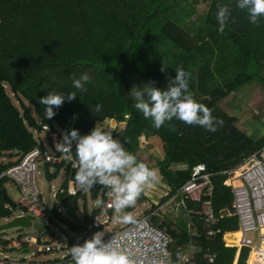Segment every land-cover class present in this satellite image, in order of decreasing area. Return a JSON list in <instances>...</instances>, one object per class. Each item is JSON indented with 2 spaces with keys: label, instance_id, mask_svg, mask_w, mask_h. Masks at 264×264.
I'll use <instances>...</instances> for the list:
<instances>
[{
  "label": "trees",
  "instance_id": "1",
  "mask_svg": "<svg viewBox=\"0 0 264 264\" xmlns=\"http://www.w3.org/2000/svg\"><path fill=\"white\" fill-rule=\"evenodd\" d=\"M217 3L231 10L223 33L218 31ZM236 3L237 0H0V157H21L36 147L34 129L41 130L42 123L58 126L63 132L78 129L81 135H87L106 119L125 122L115 134L130 153L136 155L142 137L158 136L163 143L160 173L171 191L160 203L190 179L195 165L204 163L213 173L212 203L219 216L214 235L206 233L195 215L198 236L192 237L160 222L150 212L155 224L167 227L172 250L194 245V264H235L237 256V264H254L256 253L249 256L250 249L246 247L239 252L235 241L240 231L237 216L227 214L233 210V193L225 171L238 167L264 147V136L253 137L241 129L238 117L220 103L247 81L256 80L264 86V17L257 27ZM164 64L167 67L162 72ZM177 68L190 74L193 98L211 109L213 117L223 120L217 131L175 119L156 129L134 108L129 95L133 86L150 84L167 90ZM83 73L90 76L86 91L73 87L72 74L79 79ZM70 92L77 95L73 101L67 100ZM48 93L65 95V102L54 107L56 115L51 119H47L45 106L38 102ZM96 105H101L99 112L95 111ZM171 126L176 130L171 131ZM15 162H0V173ZM56 169L53 178H57L61 165ZM69 174L67 169L59 191L66 199L74 197L67 194ZM6 181L0 179L2 203ZM90 190L96 200L101 185ZM145 199L148 197L141 194L139 201ZM186 206L188 210L200 208L192 200ZM51 212L55 217L60 214L54 208ZM97 212L84 204V222L92 221ZM11 215L8 209L0 211V217ZM80 228L76 223V229ZM224 235L229 245L237 246L226 245ZM209 254L214 255L212 261Z\"/></svg>",
  "mask_w": 264,
  "mask_h": 264
},
{
  "label": "built area",
  "instance_id": "2",
  "mask_svg": "<svg viewBox=\"0 0 264 264\" xmlns=\"http://www.w3.org/2000/svg\"><path fill=\"white\" fill-rule=\"evenodd\" d=\"M62 133L63 130L58 126L52 127L50 124L42 123L41 130L34 129L38 145L0 173V179H12L21 193L16 207L6 201L2 203L0 197V211L2 209L12 211L11 216L0 218L9 221L18 215H29L33 222L44 226V231L36 237L24 235L14 239L1 234L3 231H0V264H60L69 261L71 246L83 244L100 228H108L113 222V209L107 207L110 198L107 190L101 186L97 199H102L105 202L104 206L97 207L98 212L93 216L92 221L82 222V228L78 230L73 240L46 234L47 226L52 224L55 216L51 212L53 208L47 205L38 186L39 169L42 168L44 171V164L48 163L50 173L53 175L57 170L56 167L61 165L60 172L64 176L66 170H70L67 194L75 196L79 189L72 173L76 169L55 150V143L62 139ZM238 169L242 170L236 177L239 183L231 182L230 177L227 179L233 193V210L228 211L227 214L238 218L241 233L240 250L243 247L249 248V256L252 252L256 253L254 264H264V233L262 232L264 228V147L248 156L238 167L225 172L231 176ZM212 177L213 173L207 171L206 165L199 163L193 167L190 179L178 189L185 199L199 203L200 208L191 209L189 212L201 221L206 233L210 236L216 233L214 226L219 221L212 203L215 189ZM56 194L57 192L53 193V200L58 203ZM17 207L21 208L19 214L14 212ZM61 209L62 207L59 206L57 212L60 213ZM151 216V214L138 216L134 222L122 225L118 230L103 236L102 239L105 243L111 242L115 248L127 252L134 264H194L195 246L172 250L170 234L155 224ZM191 229V235L198 236L196 224H192ZM12 250H20L23 254L21 257H12L10 255ZM54 253H58V258H44L45 255ZM213 257L214 255H208L211 261Z\"/></svg>",
  "mask_w": 264,
  "mask_h": 264
},
{
  "label": "clouds",
  "instance_id": "3",
  "mask_svg": "<svg viewBox=\"0 0 264 264\" xmlns=\"http://www.w3.org/2000/svg\"><path fill=\"white\" fill-rule=\"evenodd\" d=\"M216 7L218 31L223 33L231 10L220 3ZM236 7L248 14L251 24L259 27V20L264 17V0H237ZM166 67L164 64L161 71H165ZM175 71V77L168 81L167 90L150 84L143 87L133 86L129 95L134 100V108L156 129L175 119L185 125H199L206 131H217L218 126H223V120L213 117L211 109L193 98L189 90L190 74L182 68ZM72 81L74 88L86 91L85 84L90 82V76L83 73L77 79L72 74ZM76 96L75 92L67 93V100L73 101ZM38 102L45 106L47 119H51L56 115L54 107L59 108L65 102V95L48 93ZM100 110L101 105H96L95 111ZM170 130L175 131V126H171ZM55 150L76 169L74 181L79 189L84 192L97 184L103 186L110 198L107 207L114 210L118 220L126 223L134 222L133 216L130 213L120 214L133 207L141 194L153 189L159 181L157 172L145 163L138 162L134 154L113 138L111 129L104 124L96 125L87 135H81L74 128L71 131L65 130L62 139L55 143ZM95 203L97 207H103L105 202L97 199ZM102 237L103 232H96L83 244L71 246V264H134L127 252L115 248L111 242L105 243ZM238 250L240 252L239 248Z\"/></svg>",
  "mask_w": 264,
  "mask_h": 264
},
{
  "label": "rangeland",
  "instance_id": "4",
  "mask_svg": "<svg viewBox=\"0 0 264 264\" xmlns=\"http://www.w3.org/2000/svg\"><path fill=\"white\" fill-rule=\"evenodd\" d=\"M261 75L264 77V70L261 71ZM7 89L9 91V88ZM13 100L16 104H18L14 97H13ZM220 104L223 108H225V110L229 111V113L235 114L238 117V125L241 127V129H243L244 131H246L253 137L259 138V137L264 136V86L263 84H261L260 82L256 80L247 81L243 87H241L239 90H237L236 92H234L227 98L223 99ZM30 109L32 110V113L35 116V118L38 119V121H40L39 117L36 115V113L34 112L31 106H30ZM111 123L112 122H109V121L104 122V126L105 127L110 126ZM98 124H101V123H98ZM112 126L114 130H111V131L113 134V138H115L118 136L115 134L116 128L123 129L125 126V122L118 124L117 127L115 126V123H113ZM145 141L146 140L144 139L142 140V147L145 148V151L142 152L140 156L141 159L137 161L148 163L147 160L150 157L148 147L152 146L153 149L157 152H158V149L159 151H162L161 149H162L163 143L158 136H155L153 138H148L147 144ZM155 156L160 157V154L159 155L156 154ZM8 160L9 159L6 157L5 158L0 157V162L8 163L9 162ZM148 165L151 166L152 163L149 162ZM39 170H40V173L37 177V183L43 193L45 202L47 203V205L56 209L57 211V209L59 208V206L61 207V205L57 203L55 200H53V193L55 191L57 192L60 190L61 179L57 178L53 180H47L43 169L40 168ZM155 171L157 172V175L159 178V181L157 183L158 191H159L161 187H164V184H163L164 180L160 173L161 172L160 167H156ZM5 189L8 195L10 196V198L14 202L17 203L21 197V193H20V189L18 185L12 179H7L5 183ZM170 191H171V188L169 192ZM152 192H155V191H152ZM169 192L161 191L160 192L161 194L158 193L159 194L158 197H160V195H164V196L168 195ZM145 195L148 197V199L140 201L139 203L136 202V204L133 207L125 209L124 213H121L120 215L133 212L131 215L136 220L138 216L147 215L148 213L153 211L152 214L157 215L160 222H165L167 224H170L171 228L175 229L178 232L182 230V231L188 232L189 234L192 233L191 225L192 224L195 225L199 223L197 222L198 219L194 218V215L189 212L186 206L188 204V201H191V200L185 199L184 196L180 192L174 193L173 196H171L168 200H166L163 203H160V201L164 196H162L161 198L157 197L155 199L156 202H154L151 200V198H155L154 194H150V195L145 194ZM84 204L87 206L88 209L93 208L94 200L92 198L91 190L84 191L83 195L79 199L78 215L80 219L82 220L84 217V214H83ZM153 205H158L159 207L153 208ZM14 212L15 214H19L21 212V208L19 207L15 208ZM5 222L6 220L4 218H0V224L5 223ZM76 223L79 224L82 228V224L80 222L74 221L67 214V212L62 208L60 214L55 217L52 224L47 226V230L49 231L48 234L55 236V237H61V238H67L68 240H73L74 236H76L79 230V229H76ZM126 224H129V223L118 221L115 215L111 225L108 228L104 227L102 231L103 236L109 235L111 231L118 230L122 225H126ZM164 229L168 231L167 227H164ZM1 234L17 239V237L19 236L21 237L24 235H30V236L36 237V236H39L40 232H38L33 227H12V228L5 229ZM224 240L228 246H233V244L232 245L228 244V242L225 239V236H224ZM175 241L176 240L173 239V243H175ZM238 248L240 249V245ZM22 254L23 253L20 250H12L10 252V255L12 257H21ZM48 255L50 257L53 256L51 254H48ZM54 255L57 256L58 253H54ZM64 264H71V262L68 263L67 261V263L65 262ZM235 264L237 263L235 262Z\"/></svg>",
  "mask_w": 264,
  "mask_h": 264
},
{
  "label": "water",
  "instance_id": "5",
  "mask_svg": "<svg viewBox=\"0 0 264 264\" xmlns=\"http://www.w3.org/2000/svg\"><path fill=\"white\" fill-rule=\"evenodd\" d=\"M41 146H43L41 144ZM45 176L48 180H52L53 176L50 173V166L48 163L44 164ZM83 190L78 189L77 194L71 198L66 199L63 197L61 193L56 194V199L61 207L67 212V214L77 222H80V218L77 214L78 211V202L81 198ZM2 196L4 201L12 204L13 207H16V202H14L7 194L6 190L2 191ZM12 227H33L38 232L44 231V226L41 223L33 222L32 217L29 215H18L15 216L13 219L6 221L5 223L0 224V231H4L5 229L12 228ZM91 239V238H90Z\"/></svg>",
  "mask_w": 264,
  "mask_h": 264
},
{
  "label": "crops",
  "instance_id": "6",
  "mask_svg": "<svg viewBox=\"0 0 264 264\" xmlns=\"http://www.w3.org/2000/svg\"><path fill=\"white\" fill-rule=\"evenodd\" d=\"M107 121H109V122H112L111 123V125L110 126H106V127H108V128H110L111 130H114L113 129V126H112V124L113 123H115V126L117 127V125L118 124H120L121 122H117V121H115L114 119H108V120H106V121H104V122H107ZM104 122H102L101 124H104ZM122 123H124V122H122ZM98 125V124H97ZM115 127V128H116ZM153 137H155V136H151V137H149V138H153ZM114 139H117V140H120L121 139V137L120 136H117V137H115ZM146 140L145 142H146V144H147V139L145 138V137H142L141 138V142H140V145H139V147H138V149H137V153H136V157H137V160L139 161L141 158H140V156H141V154H142V152L143 151H145V148L144 147H142V140ZM148 150H149V154H150V157H149V159L147 160V162L149 163V162H151L152 163V168H151V166H149L148 165V163H145L147 166H149L150 167V169H153V170H155V168L156 167H160L159 166V161L164 157V149H163V144H162V151H159V149H158V152L157 151H155L154 149H153V147L152 146H149L148 147ZM159 155L160 154V157H157V156H155V155ZM3 158H8L9 160V162H11V161H16V160H18L19 159V156H9V154H6V155H4V156H2ZM45 171V170H44ZM161 176V175H160ZM229 177H230V179H231V176L229 175ZM228 177V178H229ZM57 178H60L61 179V186H60V188L62 187V183H63V180H64V174L62 173V172H59V174H58V176H57ZM57 178H52V180L53 179H57ZM163 178V177H162ZM231 182H233V183H239V179H237V178H232V180H230ZM163 184H164V187H161L160 189H159V191L161 192H166V191H168L169 192V190H170V187H169V185L168 184H166L165 182H163ZM169 188V189H168ZM152 191H155V192H152V191H150V190H148L147 192H146V194H154V197L155 198H151V200L152 201H154V202H156V198L159 196V194H161L159 191H158V184H156L155 185V187L153 188V189H151ZM164 190V191H163ZM7 192V191H6ZM56 192V191H55ZM59 191H57V193H58ZM159 193V194H158ZM8 194V193H7ZM156 195V196H155ZM9 196V195H8ZM162 196H164V195H160V197H158V198H161ZM166 196V195H165ZM10 197V196H9ZM94 200V199H93ZM94 202H95V200H94ZM140 201H139V199H138V201H137V203H139ZM79 203V202H78ZM96 209H98L97 208V206L94 204V206H93V208H91V209H89L90 211L91 210H96ZM133 213V212H132ZM132 213H130V214H132ZM77 214H78V211H77ZM84 214V213H83ZM112 214H113V218L115 217V215L117 216V214L114 212V210H112ZM122 215H124V214H122ZM79 216V215H78ZM80 218V217H79ZM118 220V219H117ZM119 221V220H118ZM135 221V220H134ZM82 222H84V217H83V220L82 219H80V223L81 224H83ZM103 229L104 228H102V229H100V230H98L97 232H102L103 231ZM234 232H236V231H234ZM234 232H228V233H234ZM95 234V233H94ZM239 244V243H238ZM240 245V244H239ZM51 255H53L52 257H50L49 255H45L44 256V258H47V259H55V258H58V255L56 256V255H54V254H51ZM237 259H238V256H237ZM237 259H236V261H237ZM235 261V262H236ZM66 263H67V261H65ZM64 262V263H65ZM69 262H71V260H69L68 261V263ZM63 262L62 263H60V264H64Z\"/></svg>",
  "mask_w": 264,
  "mask_h": 264
},
{
  "label": "bare ground",
  "instance_id": "7",
  "mask_svg": "<svg viewBox=\"0 0 264 264\" xmlns=\"http://www.w3.org/2000/svg\"><path fill=\"white\" fill-rule=\"evenodd\" d=\"M241 171H242L241 169L234 171L231 175V178H232V176H233V178L238 177V175L240 174ZM262 232L264 233V228H263ZM240 237H241V233L239 232V235L235 238V241L240 243V241H239ZM263 247H264V245H263Z\"/></svg>",
  "mask_w": 264,
  "mask_h": 264
}]
</instances>
